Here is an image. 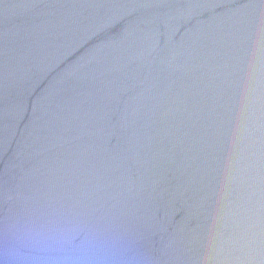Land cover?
<instances>
[{
    "label": "water",
    "instance_id": "95a60500",
    "mask_svg": "<svg viewBox=\"0 0 264 264\" xmlns=\"http://www.w3.org/2000/svg\"><path fill=\"white\" fill-rule=\"evenodd\" d=\"M25 262L264 264V0H0V264Z\"/></svg>",
    "mask_w": 264,
    "mask_h": 264
},
{
    "label": "clouds",
    "instance_id": "9594fccd",
    "mask_svg": "<svg viewBox=\"0 0 264 264\" xmlns=\"http://www.w3.org/2000/svg\"><path fill=\"white\" fill-rule=\"evenodd\" d=\"M38 250L40 252L46 253V252H49L53 249L51 248V246L47 242H39ZM25 264H26V262H25Z\"/></svg>",
    "mask_w": 264,
    "mask_h": 264
}]
</instances>
